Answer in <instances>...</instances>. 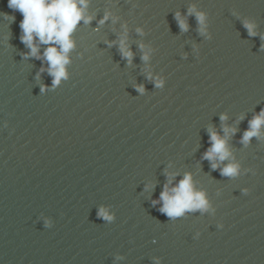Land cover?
<instances>
[{"label": "water", "instance_id": "1", "mask_svg": "<svg viewBox=\"0 0 264 264\" xmlns=\"http://www.w3.org/2000/svg\"><path fill=\"white\" fill-rule=\"evenodd\" d=\"M85 2L91 19L71 34L54 85L49 45L31 55L22 13L0 0V148L161 205L165 187L190 174L208 206L183 214L264 249V125L242 140L264 109V0ZM225 128L229 157L205 158L209 129L224 138ZM229 164L235 175L222 174Z\"/></svg>", "mask_w": 264, "mask_h": 264}, {"label": "clouds", "instance_id": "2", "mask_svg": "<svg viewBox=\"0 0 264 264\" xmlns=\"http://www.w3.org/2000/svg\"><path fill=\"white\" fill-rule=\"evenodd\" d=\"M8 5L22 13L23 19L20 22V27L23 35L21 40L30 48L31 55H38V44L49 45L43 56L49 63L50 74L54 77L53 84H57L62 77L66 76L65 65L69 62L67 54L74 47L71 34L82 19L85 23L91 19L84 16L83 10L87 7L85 0H8ZM177 16L179 17V13ZM104 19H107V16ZM197 19L203 22L204 17L198 15ZM103 22L102 19L100 23ZM179 22L182 29L187 28L184 20L181 19ZM249 32L253 34L251 28H249ZM34 38L37 43H34ZM120 48L125 57L131 58L132 53L126 48L123 39L120 41ZM224 119L226 117L222 115L221 120ZM261 125H264V109L250 121L249 130L245 131L242 140L247 143L251 137L258 136ZM231 131L234 132L235 129H231ZM209 132L211 146L204 153V157L209 160L224 161L230 154L226 149L229 129H224V138L219 137L212 129H209ZM217 166L215 162L212 164L213 168ZM237 170L236 165L229 164L222 168L221 172L223 175L232 176L237 173ZM160 200L164 202L161 211L169 217L180 216L188 210L205 209L208 206L204 193L193 191L190 174H186L178 186L171 189V194L166 186L161 192ZM101 215L112 219L103 210Z\"/></svg>", "mask_w": 264, "mask_h": 264}]
</instances>
